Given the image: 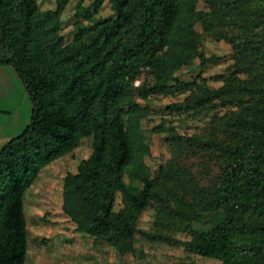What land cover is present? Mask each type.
<instances>
[{
  "label": "trees",
  "instance_id": "1",
  "mask_svg": "<svg viewBox=\"0 0 264 264\" xmlns=\"http://www.w3.org/2000/svg\"><path fill=\"white\" fill-rule=\"evenodd\" d=\"M105 1L112 16L96 18ZM54 2L0 0V66L31 104L24 131L0 149V264L25 263L26 189L87 138L89 157L62 184L76 232L119 258L139 237L222 264H264V0H90L77 6L70 39L60 33L69 0ZM202 38L228 46L224 73L202 77L221 60ZM194 60L202 71L178 80ZM155 94L183 95L167 113L205 121L169 130L168 158L153 171L137 100Z\"/></svg>",
  "mask_w": 264,
  "mask_h": 264
},
{
  "label": "rangeland",
  "instance_id": "2",
  "mask_svg": "<svg viewBox=\"0 0 264 264\" xmlns=\"http://www.w3.org/2000/svg\"><path fill=\"white\" fill-rule=\"evenodd\" d=\"M55 0H37L40 10H53ZM90 0H69L60 16V33L66 39L72 35L71 24L77 6L86 7ZM202 5H199V9ZM112 11L108 2H104L96 14V18H108ZM201 49L207 57L221 58L203 68L202 77L209 78L225 72L231 62L224 58L229 48L223 43H216L202 38ZM199 61L194 60L189 67L176 72L180 81H190L199 72ZM145 79L134 83L138 87ZM220 83L208 82L209 87H217ZM182 96L150 95L146 101L137 100L141 109H145L141 120L142 136L149 147V155L144 156V163L153 171L168 158L165 138L169 130L189 133L196 126L204 123L205 118L189 119L168 114L167 105L179 102ZM91 153V139L82 140L69 154L57 159L43 168L33 183L26 189L23 201V213L26 221L27 252L24 264H222L219 261L185 254L180 249L169 248L136 238L135 252L125 257H118L114 251L102 245L94 238L75 231L61 210V193L63 179L74 174L81 160L87 159ZM126 184L130 183L127 176ZM119 199V196H117ZM153 211L145 210L138 221V228L147 230L151 226Z\"/></svg>",
  "mask_w": 264,
  "mask_h": 264
},
{
  "label": "crops",
  "instance_id": "3",
  "mask_svg": "<svg viewBox=\"0 0 264 264\" xmlns=\"http://www.w3.org/2000/svg\"><path fill=\"white\" fill-rule=\"evenodd\" d=\"M31 104L13 69L0 66V149L30 121Z\"/></svg>",
  "mask_w": 264,
  "mask_h": 264
}]
</instances>
